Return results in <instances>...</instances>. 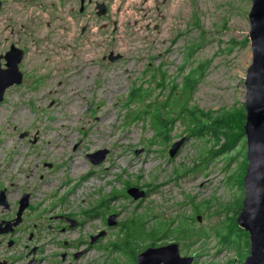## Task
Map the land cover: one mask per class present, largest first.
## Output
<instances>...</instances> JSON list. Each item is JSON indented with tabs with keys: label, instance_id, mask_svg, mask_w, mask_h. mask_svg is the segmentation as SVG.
Returning <instances> with one entry per match:
<instances>
[{
	"label": "rangeland",
	"instance_id": "374dc122",
	"mask_svg": "<svg viewBox=\"0 0 264 264\" xmlns=\"http://www.w3.org/2000/svg\"><path fill=\"white\" fill-rule=\"evenodd\" d=\"M97 1L104 0L80 13L74 0L57 9V19L38 10L34 33L27 23L25 31L21 22L14 26L27 54L23 83L0 104V190L9 187L12 204L30 196L21 245L39 246L41 264H137L148 248L172 242L196 264H243L250 244L230 229L245 196L246 136L237 143L226 136L229 148L213 155L224 138L198 137L195 117L189 130L180 92L204 64L188 106L213 117L245 108L251 0H109L104 16ZM11 28L0 20V41L15 40ZM111 53L122 58L112 62ZM137 87L145 100L130 104ZM157 109L176 118L172 130L151 123ZM138 113L145 122H132ZM104 149L100 164L87 158ZM132 187L146 196L134 200ZM178 222L191 231L182 241Z\"/></svg>",
	"mask_w": 264,
	"mask_h": 264
},
{
	"label": "water",
	"instance_id": "95a60500",
	"mask_svg": "<svg viewBox=\"0 0 264 264\" xmlns=\"http://www.w3.org/2000/svg\"><path fill=\"white\" fill-rule=\"evenodd\" d=\"M109 1V0H105ZM249 12L250 43L252 47V63L245 77L246 88V119L244 133L247 139V169L243 180L245 196L241 212L237 218V225L249 234L250 254L243 264H264V0H251ZM98 16L108 12L106 3L97 6ZM114 62L122 58L121 55H109ZM22 55L12 53L9 57V69H0V104L5 100V94L13 86L21 85L24 74L20 70ZM182 142L175 143L170 155L175 156ZM109 151L99 150L95 154H88L94 164H100ZM128 194L139 200L146 196V192L136 187L128 189ZM29 195H23L19 215L29 206ZM199 221L201 216L197 217ZM71 227L78 223L67 219ZM109 225H116V215H111ZM104 234L93 236L92 243ZM76 254L75 257H78ZM194 257L182 256L180 243L172 242L168 245L148 248L138 256L137 264H192Z\"/></svg>",
	"mask_w": 264,
	"mask_h": 264
},
{
	"label": "flooded vegetation",
	"instance_id": "af4514ba",
	"mask_svg": "<svg viewBox=\"0 0 264 264\" xmlns=\"http://www.w3.org/2000/svg\"><path fill=\"white\" fill-rule=\"evenodd\" d=\"M78 1L80 2V13H83L85 7L93 2V0ZM73 3L74 0H0V20L12 27L10 34L15 37L14 41H10L7 37L4 38V42L0 41V69H9V57L12 53L22 55L19 66H21L26 57L27 49L19 44L21 32L14 27L16 23L21 22L22 31L27 28L25 24L27 23L29 25L28 29L34 33L36 21L38 20V10H48L51 15H48V18L57 19L58 15H54L58 13L57 9H66L69 4ZM103 3H105V0L103 2L97 1L96 7ZM46 23L47 27H50L52 25L51 19L47 20ZM8 188L0 190V264H41L42 260L38 256L39 246L21 245L27 209L19 215L21 199L12 204L8 200ZM59 218L67 220L66 216ZM33 239L34 234L30 233L28 244H31ZM64 245L68 246L69 242H64ZM23 249L26 252L22 253ZM66 256V253L62 255L63 258ZM192 264H196L195 257Z\"/></svg>",
	"mask_w": 264,
	"mask_h": 264
},
{
	"label": "trees",
	"instance_id": "16d2710c",
	"mask_svg": "<svg viewBox=\"0 0 264 264\" xmlns=\"http://www.w3.org/2000/svg\"><path fill=\"white\" fill-rule=\"evenodd\" d=\"M247 42H249V39ZM194 51H195V48L190 49V51L188 52V55L189 56L193 55ZM204 72H205L204 64H199V66H197L195 69H193L186 76L185 84H184V86L180 92V95H182L183 97H186L184 100L183 106L180 110V115L182 118H185L187 120L189 130L191 128V124H189L190 117H195L197 119L199 126H195V128H196L195 134H197L198 137H200V136L203 137L207 134H211L213 136V138H216L217 144H220L221 143L220 139L224 138V140H225L224 142H226V146H223V144L218 146L219 149L217 148L216 152H214V153L212 152L213 155H215L216 153L229 148V146H228L229 141H227L226 136L232 135L234 137V140L236 141V143L242 141L245 138L244 125H245V119H246V110H245V108H243V109L239 110L238 113L233 112L231 114H222L220 116L213 117V115H211L209 113L200 111L196 108L189 107L188 105L190 103V99H191L192 95L194 94V91L196 89L197 84L202 79ZM173 89H172V91H173ZM144 94H145V90H143V88H141V87L134 88L129 94V103L133 104L136 102L144 101L145 100ZM137 98H140V100L136 101ZM178 101L179 100H177V102L175 104H177ZM153 119H156L158 122L163 123L166 131H167L168 127H170L172 130L174 123L176 121V118L163 119L162 115H161V110H158V109L155 110V112L151 116V123L153 122ZM132 122H145V118H141L140 113H138L132 119ZM190 134H192V133L190 132ZM238 135H239V137H238ZM208 157L209 156H206V157L201 156L202 162H204L205 159H207ZM242 165H243L242 168L244 170V176H245L247 161H244L242 163ZM240 212H241V210L238 212V214ZM183 225H186V223L178 222L177 226H175V228H174L177 235H178L177 239L179 241H182L185 236H187L188 234L191 233V231L189 229L185 228L186 230H184V228L182 227ZM163 231L165 232V230H163ZM164 232L162 233V235L158 234L157 237H154L155 242L161 241V240H163V238L169 237L168 236L169 233H172L173 231L169 230L166 233H164ZM230 233L231 234H233V233L238 234L240 236V239H246V245L249 246V244H250L249 234L245 230L241 229L238 225L233 226V228L230 229ZM221 241H222V243H225L228 241V238L221 239ZM238 245H239V247H242L241 243H239ZM249 254H250V250L248 251V256H249Z\"/></svg>",
	"mask_w": 264,
	"mask_h": 264
}]
</instances>
